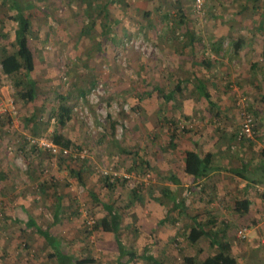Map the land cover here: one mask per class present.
<instances>
[{
	"label": "rangeland",
	"instance_id": "374dc122",
	"mask_svg": "<svg viewBox=\"0 0 264 264\" xmlns=\"http://www.w3.org/2000/svg\"><path fill=\"white\" fill-rule=\"evenodd\" d=\"M16 6L31 22L27 37L35 62L30 76L34 87L31 93L25 78L18 84L12 77H1L0 264H57L35 228L24 225L29 216L75 259L115 264L116 243L113 237L107 242L101 228L109 215L90 193L123 216L128 205L140 209L133 221L125 217L122 225L125 250L138 255L137 243L145 238L158 264H184L185 257L201 262L214 255L209 244L188 245L186 235L168 245L155 232H143L147 223H155L151 218L165 216L170 224L173 215L152 199L165 184L160 180L165 174L161 154L174 149L170 135L177 132L184 140L190 133L180 125L188 122V131H193L200 124L195 117L178 118L174 127L171 118V131L164 135L155 127L160 121L156 119L159 109L167 110L165 119L179 113V102H164L162 96L174 91L181 51L194 50L198 60L213 59L216 47L246 41L261 51L256 64L263 68L264 0H203L199 10L194 0H0V61L16 51ZM256 78L262 84L264 71ZM184 88L181 96L191 101L192 112L193 88ZM237 98L238 107L244 108L242 98ZM61 107L70 110L69 119L57 128ZM246 110L256 119L260 134L258 117ZM56 131L72 141L65 160L37 142L52 141ZM113 153V162L126 166L110 168L106 157ZM70 170L80 172L83 184ZM137 217L149 222L139 225ZM257 217L234 220L235 236L241 228L249 231L245 240L234 238L239 243L233 245L232 255L238 263V247L250 239L264 243V230L252 231L247 225ZM130 233L143 237L129 243ZM249 264L258 263L252 258Z\"/></svg>",
	"mask_w": 264,
	"mask_h": 264
},
{
	"label": "crops",
	"instance_id": "0c3cea01",
	"mask_svg": "<svg viewBox=\"0 0 264 264\" xmlns=\"http://www.w3.org/2000/svg\"><path fill=\"white\" fill-rule=\"evenodd\" d=\"M242 40L244 39L242 38ZM244 42L241 41L242 44L239 48L235 45L227 48L216 47L212 52L214 56L211 55L213 59L205 56L204 59L198 60L194 50L181 51L183 55L177 65L180 76L174 85V91L162 96L164 102H179V113L175 117L168 116L169 120H167L168 118L165 119L167 110H158L156 120L160 121L155 127L160 133L167 135L171 131L169 128L171 118H175L173 119L174 123L171 124L174 127H177L176 120L178 122V118L190 120L195 117L200 123L193 131H188L190 123H182L180 129L187 130L185 132L190 135H186L187 138L181 140L177 132L175 135L171 134L170 141L174 144V149H168L161 154V170L165 171V174L160 180L165 184L161 183L160 189L152 199L161 209L167 210L164 211L165 213L173 215L170 220L168 219L170 224H167L165 216L163 219L151 218L150 221L153 220L155 223H147L149 224L145 228L147 231L143 232H155L157 237L167 241L164 244L171 245V242L177 240L181 235H186L188 240L189 232L192 229H198L197 224H199L207 235L202 236L195 243L188 240V245L195 248L201 244L202 246L209 244V248L218 253L215 241L222 235L230 243L233 252V245L238 242L234 239L236 237L234 231L236 218L244 220L247 215L253 217L258 215L252 222H247V225L251 227L252 231L264 230V222H262V220L264 221V81L261 84L256 78L261 70L264 71V66L261 69L256 64L257 58H259L258 54L261 53L259 48ZM204 55H206L205 52ZM234 59L236 62L232 61ZM232 62L237 63V67L234 68ZM187 71H190V75L187 74ZM228 79L231 82H225ZM185 86H188L189 89L193 88L191 90L195 106H193L192 112L188 110L191 101L183 98L184 95L181 96L185 93ZM201 86L205 88V92L199 90ZM174 93L178 96H173ZM237 97L242 98L244 108L258 117L260 134L258 131L257 138L254 140L242 139L238 135L242 107H238ZM178 98L180 99L178 100ZM142 141L146 140L142 139ZM119 152L124 153L125 150L120 148ZM187 153H196L199 157L209 158L210 170L205 177L195 179L185 172ZM114 154L106 157L110 160L106 161L109 167L115 170L126 166L119 160L113 162ZM147 164L149 165L146 163L145 167H148ZM185 192L189 193L188 198L183 199ZM131 199L129 197V202ZM143 200L140 203H144ZM136 207L128 205L126 216L119 212L121 214V222L118 226L119 237L125 217L126 220L133 221L134 214L137 216L140 213V209H134ZM32 217L35 219L34 216ZM136 220L139 222L138 217L135 218ZM141 221L149 222L144 218L140 219L138 224L142 226ZM247 232L249 231L247 230ZM104 233L107 234L105 237L107 242L113 241V239L115 241L113 233ZM139 236L143 237L142 234L132 233L131 235L130 233L129 243L131 238ZM143 239L142 243H137L140 246L138 255L134 253L138 258L128 264L137 260L147 262L140 258L143 253L147 252V254L153 255L148 241ZM154 243L155 241H153ZM121 244L123 245L122 241ZM261 244L264 243L261 241ZM261 244L258 245L256 239H250L245 246L238 247L239 264H249L252 258L258 264H264V245ZM117 251L118 255L113 259L115 264L120 258L118 246ZM125 252L133 253L127 249ZM159 254H163V251L159 250ZM153 257L155 258L154 255Z\"/></svg>",
	"mask_w": 264,
	"mask_h": 264
},
{
	"label": "trees",
	"instance_id": "16d2710c",
	"mask_svg": "<svg viewBox=\"0 0 264 264\" xmlns=\"http://www.w3.org/2000/svg\"><path fill=\"white\" fill-rule=\"evenodd\" d=\"M17 14L15 17L17 28L15 30V41H16V51L8 56H5L0 61V86L2 82V75L6 77H12L16 80L18 84L21 81L22 77L26 80V85L31 87L30 92H33L34 83L31 82L30 76L31 73L35 70V62L33 52L29 46L27 34L31 28V22L29 17H27L21 6H16ZM241 41L235 45L239 48L241 46ZM178 90V87H176ZM199 90L205 92L204 87H200ZM208 97V95H207ZM70 110L66 107H61L58 113V119L56 126L60 128L65 125L67 119H69ZM51 140L53 144L69 149L72 146V141L62 136L57 131L52 134ZM60 159L65 160L68 156L59 154ZM210 160L208 157H199L196 153H187L186 161H185V172L190 176H193L195 179H200L205 177L209 172ZM70 173L77 178L80 184H83V179L81 177L80 172L70 170ZM0 179H4V173H1ZM135 195V194H134ZM90 197L92 200L99 205H101L108 213L109 218H106L101 224V228L104 232L113 233L115 236V241L118 246L120 258L117 264H128L132 262L136 257L134 253L127 254L121 244V240L118 234V226L121 222V214L119 212H115L111 206H107L104 204H100V201L93 193H90ZM57 218V217H56ZM20 222V221H19ZM27 228L34 227L38 236H40L46 243V245L51 249V254L49 258H51L57 264H85L92 263V260H77L73 256L68 255L61 247V242L55 236L51 235L49 230L42 229L39 227L35 219L32 216H29L27 221L24 224ZM198 229H192L188 234V240L191 243H195L202 236L207 235L206 232L203 231L201 226L197 224ZM217 246L218 253L208 256L204 258L201 262H197L194 258L185 257L184 264H239L237 259L232 255V247L229 242H227L224 237L221 235L215 241ZM146 252V251H145ZM126 260L124 261V259ZM140 258L146 260L149 263L158 264L153 255L143 253L140 255Z\"/></svg>",
	"mask_w": 264,
	"mask_h": 264
},
{
	"label": "built area",
	"instance_id": "2783aa9c",
	"mask_svg": "<svg viewBox=\"0 0 264 264\" xmlns=\"http://www.w3.org/2000/svg\"><path fill=\"white\" fill-rule=\"evenodd\" d=\"M195 1V6L199 10L200 5L202 4L203 0H194ZM258 134V127H257V122L254 116L248 112L246 109L242 107L241 111V123L239 127V137L242 139L246 140H254L257 138ZM38 144L41 148L47 150L49 153L53 155H70L71 151L69 149L61 148L55 144H53L52 141H47L44 139H39ZM247 229L246 228H241L238 230L236 236L240 240H245L247 238Z\"/></svg>",
	"mask_w": 264,
	"mask_h": 264
}]
</instances>
